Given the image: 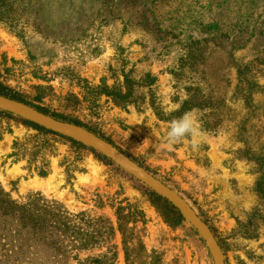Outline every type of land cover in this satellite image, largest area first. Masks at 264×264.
Here are the masks:
<instances>
[{
    "label": "rangeland",
    "instance_id": "1",
    "mask_svg": "<svg viewBox=\"0 0 264 264\" xmlns=\"http://www.w3.org/2000/svg\"><path fill=\"white\" fill-rule=\"evenodd\" d=\"M0 92L93 132L176 191L226 264H264V0H0ZM193 109L198 146L168 145L169 122ZM7 113L0 264H214L166 199Z\"/></svg>",
    "mask_w": 264,
    "mask_h": 264
},
{
    "label": "water",
    "instance_id": "2",
    "mask_svg": "<svg viewBox=\"0 0 264 264\" xmlns=\"http://www.w3.org/2000/svg\"><path fill=\"white\" fill-rule=\"evenodd\" d=\"M0 110L16 115L40 127L68 136L102 154L122 170L146 185L157 195L170 202L180 214L197 230L205 241L214 264H226L221 246L209 225L196 213L191 205L176 191L157 179L113 144L91 131L60 121L18 100L0 94Z\"/></svg>",
    "mask_w": 264,
    "mask_h": 264
},
{
    "label": "clouds",
    "instance_id": "3",
    "mask_svg": "<svg viewBox=\"0 0 264 264\" xmlns=\"http://www.w3.org/2000/svg\"><path fill=\"white\" fill-rule=\"evenodd\" d=\"M201 136L202 130L199 126L197 111L193 109L169 122L165 140L168 145H172L178 141L188 139L192 148L195 149L200 142Z\"/></svg>",
    "mask_w": 264,
    "mask_h": 264
},
{
    "label": "trees",
    "instance_id": "4",
    "mask_svg": "<svg viewBox=\"0 0 264 264\" xmlns=\"http://www.w3.org/2000/svg\"><path fill=\"white\" fill-rule=\"evenodd\" d=\"M0 94H1V95H4V96H6V97H9V98H12V99H15V100H18V101L22 102L19 98L15 97V96H8L6 93H2V92H0ZM37 110H39L40 112H42V113H44V114H47V113L44 112L43 110H40V109H37ZM7 114L11 115L10 113H7ZM23 122L26 123V124H28V125L35 126V127H37L38 129H40L41 131H45L44 128L39 127V126H37V125H35V124L29 122V121H25V120H23ZM72 142H73L74 144H76L75 141H72ZM95 154H96V153H95ZM96 156H98L100 159L106 161L107 163L111 164V163H110L105 157H103L102 155L96 154ZM146 190H147V192L149 193V195H150V197L152 198L153 201L157 202V201H162V200H164V199H162L160 196H158L157 194H155L153 191H151L150 189H147V188H146ZM164 202H167V201L164 200ZM4 210L8 211V210L6 209V207H4ZM179 218L181 219V217H179Z\"/></svg>",
    "mask_w": 264,
    "mask_h": 264
}]
</instances>
